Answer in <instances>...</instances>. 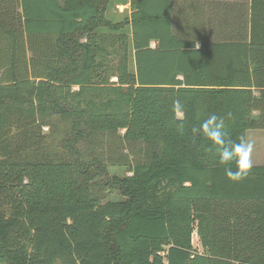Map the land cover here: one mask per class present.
<instances>
[{"label":"trees","instance_id":"1","mask_svg":"<svg viewBox=\"0 0 264 264\" xmlns=\"http://www.w3.org/2000/svg\"><path fill=\"white\" fill-rule=\"evenodd\" d=\"M110 2L0 0V264H264V166L229 181L192 132L264 131V0Z\"/></svg>","mask_w":264,"mask_h":264},{"label":"rangeland","instance_id":"2","mask_svg":"<svg viewBox=\"0 0 264 264\" xmlns=\"http://www.w3.org/2000/svg\"><path fill=\"white\" fill-rule=\"evenodd\" d=\"M110 6L107 12V17L115 23H120L129 14V7L123 5H115L117 0H110ZM130 70H134V66L130 62ZM116 77H111L109 82H116ZM92 83H95L92 80ZM72 90H77L73 88ZM65 120V119H64ZM59 121L57 123L58 131L62 136L63 132H67L69 128L68 121ZM46 130V129H45ZM123 131H120L122 133ZM245 136L254 143L253 151V166H264V131L262 130H249ZM103 137V136H102ZM95 154L100 156L108 166V171L111 175L118 177L132 176L130 172V164L142 162L144 160V146L132 145L130 150H126L122 139L118 136L101 138V143ZM114 197V195H113ZM111 197L110 199H113ZM192 245L200 251L199 241L194 234L192 236Z\"/></svg>","mask_w":264,"mask_h":264},{"label":"clouds","instance_id":"3","mask_svg":"<svg viewBox=\"0 0 264 264\" xmlns=\"http://www.w3.org/2000/svg\"><path fill=\"white\" fill-rule=\"evenodd\" d=\"M199 47V45H198ZM181 101H174V112L183 111ZM183 124L178 125V131L183 133ZM194 134L202 136L208 142L207 151L213 156L217 165L224 168L226 178L239 182L246 178L253 167L254 143L245 135L236 140L231 139L223 117L211 114L201 121L198 127L192 129Z\"/></svg>","mask_w":264,"mask_h":264},{"label":"crops","instance_id":"4","mask_svg":"<svg viewBox=\"0 0 264 264\" xmlns=\"http://www.w3.org/2000/svg\"><path fill=\"white\" fill-rule=\"evenodd\" d=\"M125 1H127V3L125 4V6H128V7H129V6H130V2H129L130 0H125ZM199 1H200L201 3H204V2H207L208 0H199ZM118 3L120 4L121 1H118V0H117L116 3H115V5H117ZM123 6H124V5H123ZM128 9H129V8H128ZM153 44H154V43H151V46H152V47L154 46ZM198 45H199V44H198ZM198 45H197V46H198Z\"/></svg>","mask_w":264,"mask_h":264}]
</instances>
